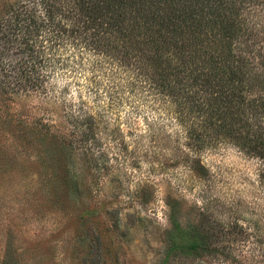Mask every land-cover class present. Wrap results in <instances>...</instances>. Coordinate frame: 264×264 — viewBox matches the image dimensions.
I'll use <instances>...</instances> for the list:
<instances>
[{
	"label": "rangeland",
	"instance_id": "obj_1",
	"mask_svg": "<svg viewBox=\"0 0 264 264\" xmlns=\"http://www.w3.org/2000/svg\"><path fill=\"white\" fill-rule=\"evenodd\" d=\"M21 1L0 0V22ZM61 84L0 83V264H264L261 160L229 141L197 153L190 124L158 102L115 103L98 75ZM83 104L99 119L101 144L92 156L78 151L76 170L69 162L84 177L73 196L55 177L70 150L52 137L80 138L58 131L67 127L57 118ZM172 214L214 234L215 253L168 254Z\"/></svg>",
	"mask_w": 264,
	"mask_h": 264
},
{
	"label": "trees",
	"instance_id": "obj_2",
	"mask_svg": "<svg viewBox=\"0 0 264 264\" xmlns=\"http://www.w3.org/2000/svg\"><path fill=\"white\" fill-rule=\"evenodd\" d=\"M6 17L3 87L69 88L82 73L98 75L115 103L158 102L190 124L197 153L229 141L261 160L264 186V0H24ZM57 121L67 127L58 131L80 136L52 137L70 150L55 160L57 184L79 196L84 177L79 182L69 162L75 169L78 151L100 148V122L84 104ZM173 214L168 254L215 253L214 234L185 228Z\"/></svg>",
	"mask_w": 264,
	"mask_h": 264
}]
</instances>
